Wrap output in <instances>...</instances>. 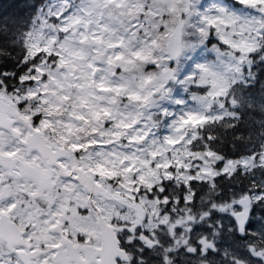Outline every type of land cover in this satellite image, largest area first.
<instances>
[{
	"label": "snow or ice",
	"instance_id": "obj_1",
	"mask_svg": "<svg viewBox=\"0 0 264 264\" xmlns=\"http://www.w3.org/2000/svg\"><path fill=\"white\" fill-rule=\"evenodd\" d=\"M0 264H264V0H0Z\"/></svg>",
	"mask_w": 264,
	"mask_h": 264
}]
</instances>
